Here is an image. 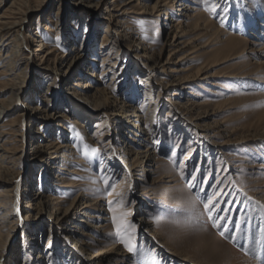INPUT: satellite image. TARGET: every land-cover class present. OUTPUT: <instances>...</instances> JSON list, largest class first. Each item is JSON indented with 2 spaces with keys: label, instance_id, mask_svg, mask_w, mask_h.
I'll return each mask as SVG.
<instances>
[{
  "label": "rangeland",
  "instance_id": "1",
  "mask_svg": "<svg viewBox=\"0 0 264 264\" xmlns=\"http://www.w3.org/2000/svg\"><path fill=\"white\" fill-rule=\"evenodd\" d=\"M80 1L0 0V264H264V0Z\"/></svg>",
  "mask_w": 264,
  "mask_h": 264
},
{
  "label": "bare ground",
  "instance_id": "2",
  "mask_svg": "<svg viewBox=\"0 0 264 264\" xmlns=\"http://www.w3.org/2000/svg\"><path fill=\"white\" fill-rule=\"evenodd\" d=\"M80 2H83V0H81ZM84 2H89L91 4H93L94 2L91 1V0H84ZM156 8V12L157 13H165L166 9H167V4H166V0H162L161 2L158 0L155 4V7L154 9ZM21 21H23V19H20V22H17V20H14L12 22H7V23H4L2 24V26H0V52H1V48L3 47L2 43H1V40L4 38V35L9 32V31H13L15 32V36L13 39H11L9 41V45L10 46H14L17 48V53L20 52L21 50H23V38L20 36V34L17 33V30H15L16 28H18V26L21 24ZM236 37H233V39H235ZM232 39V40H233ZM102 44L106 43L107 42V39L106 37H103V40H102ZM105 45V44H104ZM12 51V50H11ZM256 51L258 52H261L262 54H264V49H257ZM4 58H11V56L9 54H7ZM11 59H9L8 63L6 64V70H11L12 69V64H11ZM258 65H264V60H259L258 61ZM70 94H77L74 90L73 91H70L69 92ZM21 94V91H19L18 93L14 94V98H15V101L19 99V95ZM79 95V94H78ZM80 96V95H79ZM82 96V95H81ZM10 106V105H9ZM9 106H2V108L0 109V112H4V111H7ZM31 110V118L32 120L35 122L41 118H43V116H41V110H39V108L35 107L33 109H29ZM27 111V109H26ZM76 124H78L79 126H81L78 122H75ZM38 133V132H37ZM40 134V132L38 133ZM49 144H45V145H36L35 147V151L36 152H42V154H44V156H46L48 159L50 160H53L55 158V155L59 152L58 148H60L59 146H56V141L55 142H52L50 143V141L48 142ZM66 148H70V147H67ZM4 150V148L2 147V145L0 144V151ZM4 152H6L4 150ZM129 152V151H128ZM138 153H143V151H138ZM46 154V155H45ZM124 154H128L127 152L124 153ZM139 159V158H137ZM0 160H4V157L2 156V154H0ZM139 161V160H138ZM136 163V162H135ZM133 165V163H131ZM131 165V167H132ZM128 167H129V164H128ZM130 169V168H129ZM19 185H16L15 186V189L17 188L18 189ZM81 194H78L77 196H80ZM40 196H42L40 198ZM49 199L48 196L46 195H43L42 192H36L34 197L31 199L30 203H32L34 206H43L45 207V205H47V203L49 204V200H46V201H42L43 199ZM0 207H4L2 202L0 201ZM81 210V209H80ZM84 211V210H82ZM16 213L17 216L19 215V210H18V206H17V194L14 195L13 197V200H12V206H11V209L10 210H7V215L8 213H10L11 215H13V213ZM65 215V214H64ZM17 218V217H16ZM145 224V223H144ZM103 226V225H102ZM101 226V227H102ZM247 237V236H246ZM264 237V235H263ZM238 240L240 241L239 243H245V248L248 249L249 253L252 254V255H255L257 257H259V250L261 249V247H259V245L255 242H252L251 241V238H243V236L240 234L238 236ZM264 243V242H263ZM105 245V244H108V242H105V243H101V245ZM111 247H105L103 249H100L98 251H96L92 257L90 258L91 261H98V260H102L104 259L105 257L109 256L110 254H112L111 252ZM246 249V250H247ZM258 260V259H257ZM242 264H248V261L247 260H244Z\"/></svg>",
  "mask_w": 264,
  "mask_h": 264
}]
</instances>
